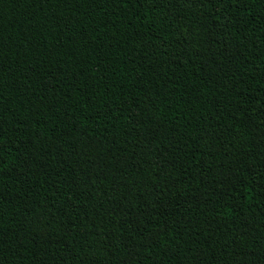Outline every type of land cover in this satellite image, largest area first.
Instances as JSON below:
<instances>
[{"label": "trees", "instance_id": "16d2710c", "mask_svg": "<svg viewBox=\"0 0 264 264\" xmlns=\"http://www.w3.org/2000/svg\"><path fill=\"white\" fill-rule=\"evenodd\" d=\"M0 264H264V0H0Z\"/></svg>", "mask_w": 264, "mask_h": 264}]
</instances>
